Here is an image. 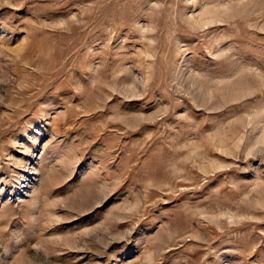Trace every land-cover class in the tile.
I'll use <instances>...</instances> for the list:
<instances>
[{"label": "rangeland", "instance_id": "1", "mask_svg": "<svg viewBox=\"0 0 264 264\" xmlns=\"http://www.w3.org/2000/svg\"><path fill=\"white\" fill-rule=\"evenodd\" d=\"M0 264H264V0H0Z\"/></svg>", "mask_w": 264, "mask_h": 264}]
</instances>
